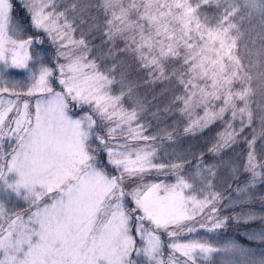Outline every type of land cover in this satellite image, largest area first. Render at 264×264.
Wrapping results in <instances>:
<instances>
[{"label":"snow or ice","instance_id":"1","mask_svg":"<svg viewBox=\"0 0 264 264\" xmlns=\"http://www.w3.org/2000/svg\"><path fill=\"white\" fill-rule=\"evenodd\" d=\"M121 56L175 83L164 113L186 117L185 134L223 123L213 161L167 151L176 129L143 122ZM241 137L243 162L224 160ZM229 221L259 227L247 244L200 235ZM253 244L264 0H0V264H264Z\"/></svg>","mask_w":264,"mask_h":264},{"label":"trees","instance_id":"2","mask_svg":"<svg viewBox=\"0 0 264 264\" xmlns=\"http://www.w3.org/2000/svg\"><path fill=\"white\" fill-rule=\"evenodd\" d=\"M255 23V21L253 22ZM245 28H249L250 25L245 23ZM96 44H99L100 41L97 39L95 41ZM122 47V45H121ZM241 55L244 56L243 46H241ZM132 61V60H131ZM133 67L135 69L136 76L138 77L139 81L143 85L142 93H143V102L145 107L147 108V112L143 118V122L146 124H151L152 128L151 131L154 132L156 128H164L169 127V131L172 130V127H175L176 133L174 137V142L164 141V147L167 149L168 152H205V159L209 160L210 162L213 161L215 158L212 157L210 153H207V149L211 147L213 143L216 142L218 134L224 131V125L222 122L217 121L216 123L211 124L210 126L204 128L203 130L197 131L194 135L193 134H185L183 132L184 127L186 126V117H182L179 112L173 111L172 113L165 114L164 109L171 107V102L173 100L174 95L179 94L176 91L175 83H169L168 81H157L155 83H151L147 81L146 74L138 69L136 64L132 61ZM159 109V116L160 121L153 118L152 114L157 112ZM238 127V125H237ZM254 127L257 132H259V123L256 122ZM251 129H246L243 133V136H247L251 139ZM261 141L257 140V149L261 146ZM247 146L243 142L242 137L239 138V142L233 145L230 148L224 149L221 153V156L224 160H234L237 162H243V156L246 155ZM161 157H163V152H161ZM227 173L224 172L222 175H226ZM153 176L147 177L148 180L153 179ZM164 179L163 176L160 177ZM217 190L221 191L225 195L229 194V190L227 189V185H218ZM226 203V201L224 202ZM257 210H260V205H255ZM235 211H239L236 209ZM221 216H229L232 214L231 210L225 209L223 204L221 205ZM259 227V224H250L244 225L240 224L237 225L236 223L229 221L226 228L222 231L217 233L206 234L202 232L201 234L207 235L210 239L216 236H224L230 235L235 240L241 243H248L243 236L240 235L246 228H254ZM255 247L264 248V245L253 244Z\"/></svg>","mask_w":264,"mask_h":264},{"label":"rangeland","instance_id":"3","mask_svg":"<svg viewBox=\"0 0 264 264\" xmlns=\"http://www.w3.org/2000/svg\"><path fill=\"white\" fill-rule=\"evenodd\" d=\"M120 60L123 62V68H122V71H124L126 73V75L128 76V78L134 82L136 88H137V95H138V98L141 99L143 101V93H142V89H143V85L141 84V82L139 81L138 77L136 76V73H135V69L133 67V63L131 61V59L129 57H124V56H121L120 57ZM17 79H21L22 77H16ZM117 78H119V74L117 76ZM203 232V231H202ZM201 232V233H202ZM200 235H203L201 234ZM218 237L220 239V242L223 243L225 242L226 240H228L229 238H233L232 236L230 235H224V236H216L214 235L213 238H216ZM212 239V238H211ZM237 241V240H236ZM239 242V241H238ZM241 243V242H239ZM241 244H247V243H241ZM253 248L259 250L257 247H255V245H251ZM219 260V258H217Z\"/></svg>","mask_w":264,"mask_h":264}]
</instances>
